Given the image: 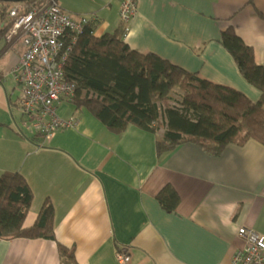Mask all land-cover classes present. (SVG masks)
Here are the masks:
<instances>
[{
    "label": "crops",
    "instance_id": "crops-1",
    "mask_svg": "<svg viewBox=\"0 0 264 264\" xmlns=\"http://www.w3.org/2000/svg\"><path fill=\"white\" fill-rule=\"evenodd\" d=\"M135 5L126 24L119 19L118 0H61L60 8L96 17V37L122 24L131 50L152 53L253 103L260 99L220 44V34L231 26L264 67V0H135ZM22 51L20 44L8 47L0 40V175L18 173L32 191L25 227L50 202L55 241L0 239V264H64L57 244L72 251L75 264H123L116 258L123 248L127 264H230L243 247L239 228L264 237L263 145L229 144L210 157L187 143L158 158L156 135L130 126L116 136L69 103H61L57 114L73 125L43 142L33 138L18 109L11 72ZM166 185L179 197L171 214L156 200Z\"/></svg>",
    "mask_w": 264,
    "mask_h": 264
},
{
    "label": "trees",
    "instance_id": "trees-1",
    "mask_svg": "<svg viewBox=\"0 0 264 264\" xmlns=\"http://www.w3.org/2000/svg\"><path fill=\"white\" fill-rule=\"evenodd\" d=\"M42 1L24 4L29 7ZM3 18L2 10L0 20ZM5 32L0 29V40ZM94 32L93 22L76 37L64 65V78L75 86L69 104L88 111L110 133L119 136L134 126L156 135L158 158L187 143L210 157L220 156L229 144L243 146L253 140L264 146V67L255 63L252 49L231 26L221 31L220 44L243 79L260 92L255 103L236 90L203 80L152 53L131 50L124 42L122 24L100 37ZM175 91L181 98L178 108L170 106ZM32 200V191L21 175H0L1 240L55 241L54 211L48 200L34 224L24 226ZM156 200L168 214L175 213L179 205V197L169 185ZM57 248L62 263L75 264L72 251L60 244Z\"/></svg>",
    "mask_w": 264,
    "mask_h": 264
},
{
    "label": "built area",
    "instance_id": "built-area-1",
    "mask_svg": "<svg viewBox=\"0 0 264 264\" xmlns=\"http://www.w3.org/2000/svg\"><path fill=\"white\" fill-rule=\"evenodd\" d=\"M119 1V19L128 23L135 15V0ZM96 21L94 16H72L64 12L56 0L26 6L13 3L0 22L5 29L4 41L8 47L20 44L23 48L11 76L18 86V109L24 124L43 142L59 130L73 125L59 118L57 108L69 103L75 95V86L64 78V65L71 46L84 28ZM237 236L243 247L230 264H264V237L242 227ZM119 262L127 264L128 249L117 251Z\"/></svg>",
    "mask_w": 264,
    "mask_h": 264
},
{
    "label": "rangeland",
    "instance_id": "rangeland-1",
    "mask_svg": "<svg viewBox=\"0 0 264 264\" xmlns=\"http://www.w3.org/2000/svg\"><path fill=\"white\" fill-rule=\"evenodd\" d=\"M57 4L60 6L61 0H56ZM13 6V3H0V11L3 10L4 16L9 11V9ZM173 100L170 102V106L172 107H179V103L181 101L180 93L178 91H175L172 95ZM163 131V128L159 131L160 133Z\"/></svg>",
    "mask_w": 264,
    "mask_h": 264
},
{
    "label": "water",
    "instance_id": "water-1",
    "mask_svg": "<svg viewBox=\"0 0 264 264\" xmlns=\"http://www.w3.org/2000/svg\"><path fill=\"white\" fill-rule=\"evenodd\" d=\"M29 0H0V3H24Z\"/></svg>",
    "mask_w": 264,
    "mask_h": 264
}]
</instances>
